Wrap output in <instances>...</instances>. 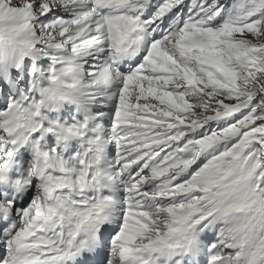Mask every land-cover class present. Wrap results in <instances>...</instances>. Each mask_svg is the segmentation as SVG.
<instances>
[{
    "label": "snow or ice",
    "instance_id": "6c2138e0",
    "mask_svg": "<svg viewBox=\"0 0 264 264\" xmlns=\"http://www.w3.org/2000/svg\"><path fill=\"white\" fill-rule=\"evenodd\" d=\"M0 264H264V0H0Z\"/></svg>",
    "mask_w": 264,
    "mask_h": 264
}]
</instances>
